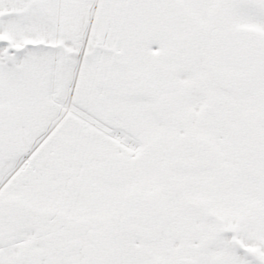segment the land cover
<instances>
[{
    "label": "snow or ice",
    "instance_id": "obj_1",
    "mask_svg": "<svg viewBox=\"0 0 264 264\" xmlns=\"http://www.w3.org/2000/svg\"><path fill=\"white\" fill-rule=\"evenodd\" d=\"M0 264H264V0H0Z\"/></svg>",
    "mask_w": 264,
    "mask_h": 264
}]
</instances>
